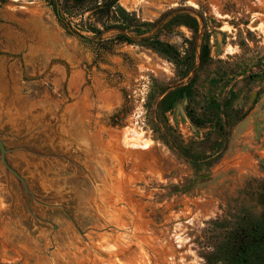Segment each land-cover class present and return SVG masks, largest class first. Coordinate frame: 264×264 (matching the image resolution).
Listing matches in <instances>:
<instances>
[{
  "label": "rangeland",
  "instance_id": "1",
  "mask_svg": "<svg viewBox=\"0 0 264 264\" xmlns=\"http://www.w3.org/2000/svg\"><path fill=\"white\" fill-rule=\"evenodd\" d=\"M119 5L144 23L178 8L197 18L198 32L146 34L197 68L207 32L193 103L161 104L192 75L170 58L125 43L96 57L48 0H0V138L42 220L0 163V264H216L223 227L262 210L264 0ZM87 16L72 23L86 28Z\"/></svg>",
  "mask_w": 264,
  "mask_h": 264
},
{
  "label": "trees",
  "instance_id": "2",
  "mask_svg": "<svg viewBox=\"0 0 264 264\" xmlns=\"http://www.w3.org/2000/svg\"><path fill=\"white\" fill-rule=\"evenodd\" d=\"M48 2L58 23L69 34L98 45L96 57L100 56L101 52H108L115 44H140L170 58L178 67L182 79L187 78L192 72L186 83L176 85L164 96L161 104L165 105V110H169L180 99H187L188 103L194 102L197 95V89L194 87L197 81V69L207 67L210 63L207 32L204 31L199 44L197 68L194 67V63L187 60L186 55L179 57L177 49L171 44L160 40L155 35L146 36L150 31L156 30L159 33L178 25H186L193 32H198L200 23L194 15L185 9L178 8L163 13L152 23H144L137 21L134 14L121 7L119 0H48ZM85 13H88L86 28L72 23V19L82 18ZM200 20L203 21L202 16H200ZM108 30H113L115 36L107 40L101 39L102 32ZM83 32L93 34L95 40L99 38L98 41L86 37ZM261 93L262 91L256 93L254 103L258 102ZM187 113L194 123L200 124L199 117H195L194 111L192 108L190 109L189 105ZM214 116L217 118L215 122L221 121L220 106L216 108ZM256 185V188L264 193V180H259ZM260 205L262 210L258 215L241 217L230 223L228 227H223L225 230L219 241L218 250L209 258L210 261L216 264H264V202ZM216 223L219 222H214V224Z\"/></svg>",
  "mask_w": 264,
  "mask_h": 264
},
{
  "label": "water",
  "instance_id": "3",
  "mask_svg": "<svg viewBox=\"0 0 264 264\" xmlns=\"http://www.w3.org/2000/svg\"><path fill=\"white\" fill-rule=\"evenodd\" d=\"M72 33H74L72 30H70ZM10 152V150H8L2 139L0 138V163L2 165V167L8 172L10 173L22 186V189L24 191V194L26 196L27 199V208L29 205L30 200L32 199L33 201H36L35 195L34 193L29 189L28 184L26 182V180L12 167L8 164L7 159H6V155ZM63 209V208H62ZM28 212L30 213V215H32L33 217H35L36 219L40 220L36 215H34L28 208ZM42 221V220H40ZM48 224H50L52 226V229L55 230L56 226L53 225L52 223L48 222V221H44Z\"/></svg>",
  "mask_w": 264,
  "mask_h": 264
}]
</instances>
